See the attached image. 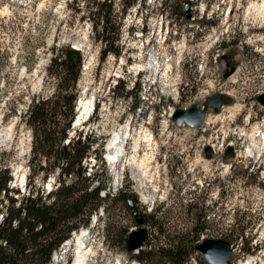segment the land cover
<instances>
[{"label":"rangeland","instance_id":"374dc122","mask_svg":"<svg viewBox=\"0 0 264 264\" xmlns=\"http://www.w3.org/2000/svg\"><path fill=\"white\" fill-rule=\"evenodd\" d=\"M81 1L0 0V45L10 53L0 70V168L9 169V187L19 191L12 196L26 197L31 188L45 199L57 186L56 171L42 180L46 172L39 170H50L52 160L34 162L30 170L32 131L25 114L32 97L50 95L57 86L49 76L50 58L61 48L79 47L76 106L80 98L91 99L93 112L66 141L80 134L96 140L92 150L102 144V162L93 152L83 160L85 177L103 164L108 192L135 200L147 231L139 252L128 253L126 241L137 224L126 205L107 202V211L100 208L91 217L95 238L87 264H162L155 247L163 240H157L161 230L170 239L183 238L187 264H210L195 250L208 239L229 243L230 264H264V107L257 101L264 94V27L257 11L263 0H137L121 23L115 45L120 55L103 58L91 21L82 19L87 9ZM111 1L118 13L122 0ZM153 54L161 78L146 69ZM230 68L235 72L224 79ZM116 83L131 92V100L116 97ZM218 93L224 97L221 111L210 110L201 130L172 122L174 111L202 107ZM135 100L139 106L131 110ZM123 132L129 138L126 154L108 165L105 147ZM228 147L233 155H226ZM108 153L116 156L113 149ZM148 197L154 198L152 208ZM240 229L242 241L226 237ZM245 241L253 248L249 254L243 252ZM57 252L52 264H75L74 250L61 259Z\"/></svg>","mask_w":264,"mask_h":264},{"label":"trees","instance_id":"16d2710c","mask_svg":"<svg viewBox=\"0 0 264 264\" xmlns=\"http://www.w3.org/2000/svg\"><path fill=\"white\" fill-rule=\"evenodd\" d=\"M136 1L122 0L118 13L111 0L81 1L87 9L82 19L91 21L95 39L103 47L102 58L107 53L120 55V49L115 45L120 39L121 23ZM73 2L80 4L79 0ZM82 61L80 51L69 46L57 50L48 66L49 76L57 81V86L50 95L32 97L25 114L26 124L32 131L30 170L34 162L52 160L50 170L41 167L39 170L46 172L42 180L56 171L55 190L45 199L38 190L34 192L31 188L26 197L14 198L12 194H19V191L9 187L10 171L0 168V264H52L53 253L71 238L73 231L87 227L92 215L100 208L107 211V202H120L126 206L129 200L136 203L121 193L112 195L108 192V173L103 164L98 166L96 173L85 177L86 169L81 166L83 160L94 153L97 161L102 162V144L101 149L92 150L96 140L90 141L86 136L82 139L80 134L76 139L66 141L76 117V84ZM9 62L10 53L0 45V70ZM115 86L116 97L132 99L131 92H126L123 85L116 83ZM138 106L139 102L135 100L131 110ZM35 173H31L32 177ZM102 193L104 195L100 196ZM236 224L238 226L239 222ZM160 232L157 240H163L160 239L159 246L155 247L162 264H187L190 256L184 248L183 238L170 239L164 231ZM226 237L231 241H242L244 230ZM249 243L245 241V254L253 249ZM66 264H70L69 259Z\"/></svg>","mask_w":264,"mask_h":264},{"label":"water","instance_id":"95a60500","mask_svg":"<svg viewBox=\"0 0 264 264\" xmlns=\"http://www.w3.org/2000/svg\"><path fill=\"white\" fill-rule=\"evenodd\" d=\"M184 6L186 19H190L191 15L189 1H185ZM234 71V68H230L223 74V78H229L234 73ZM223 98L224 97L222 94H213L205 99L202 107L191 105L186 111H174L171 116V120L177 126L186 124L191 128L201 130L203 128L204 118L210 110H212L215 114L220 112ZM257 101L264 107V94L257 97ZM211 152L212 150L210 147L206 146L204 148L206 158H210ZM225 153L226 155H233L232 148L228 147ZM127 207L130 209V212L134 217V221L137 224V229L129 235L126 241V248L128 253L135 255L146 242L147 231L143 227L145 221L144 216L136 211L133 201L129 200L127 202ZM195 250L207 263L230 264L227 259L231 253V249L229 243L224 240H205L203 243L196 246Z\"/></svg>","mask_w":264,"mask_h":264},{"label":"bare ground","instance_id":"6f19581e","mask_svg":"<svg viewBox=\"0 0 264 264\" xmlns=\"http://www.w3.org/2000/svg\"><path fill=\"white\" fill-rule=\"evenodd\" d=\"M257 11L259 12V14L261 15V26L264 27V0L262 2V4L260 6L257 7ZM77 49H80L79 47ZM155 54V53H154ZM153 54V55H154ZM152 55V56H153ZM135 67V66H134ZM153 67V63L152 61L149 62V65L146 67V69H149ZM137 69H140V66H137L136 67ZM85 69V68H84ZM148 71V70H147ZM154 75V74H153ZM154 83V82H153ZM153 88V87H152ZM143 89V88H142ZM148 89V88H147ZM156 90V89H155ZM154 91V90H153ZM150 92V91H149ZM92 108H93V102L91 99H82L80 98L78 103H77V106H76V118L72 124V128L70 129L69 133L72 134L73 131H76L78 128H80L87 120V118L91 115V111H92ZM183 111H186V110H183ZM264 124V123H263ZM11 131V128H8L6 131H5V134H6V137L9 135V132ZM264 131V130H263ZM127 132V131H126ZM4 133V132H3ZM120 138H122L120 136ZM262 139H264V133L262 134ZM152 141V140H151ZM147 142L150 144V140L147 139ZM111 147L108 146L107 149L111 150H117V147L120 146V141H119V138H115V140H113L110 144ZM108 150V151H109ZM135 152H137V148L135 147ZM248 153L250 155H254V150H248ZM116 156H113V153L112 155H110L108 153L107 155V159H108V162L110 163V161L114 164V165H117L116 163H118L119 159H120V156L118 153L115 154ZM121 158H123V156H121ZM135 158V157H134ZM133 158L132 162L134 163L136 160ZM124 163V162H123ZM143 162L140 161L139 163V166L138 168L141 169V166H143ZM121 167V166H120ZM21 177V176H20ZM19 177V181H20V185L22 187H24V175L20 178ZM138 180V179H137ZM19 183V182H18ZM119 184V183H118ZM19 187V186H18ZM118 187V185L116 186ZM144 199V198H143ZM145 203H148L149 205H152L154 203V198L153 197H148L147 199H145ZM78 235V233L75 234L74 237L70 238L68 241H66L65 243H63L61 249L58 251L60 253V256H64V254H66L71 248H72V245L74 243V239L75 237ZM77 249V248H76ZM91 251L92 249L90 248L89 244H87L84 249H81V250H78V251H74L76 252V255L74 256V259L76 260L75 261V264H82V262L84 260H88V258L90 257L91 255ZM57 252V253H58ZM70 264H71V261H70ZM213 264H217V263H213Z\"/></svg>","mask_w":264,"mask_h":264}]
</instances>
